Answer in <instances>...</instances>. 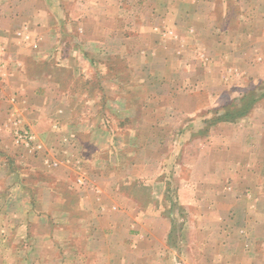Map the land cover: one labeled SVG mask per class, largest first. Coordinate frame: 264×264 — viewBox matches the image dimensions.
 <instances>
[{
  "label": "rangeland",
  "instance_id": "obj_1",
  "mask_svg": "<svg viewBox=\"0 0 264 264\" xmlns=\"http://www.w3.org/2000/svg\"><path fill=\"white\" fill-rule=\"evenodd\" d=\"M100 1L72 0L70 10L77 11L73 5L80 2V9L85 10L86 3L88 10L94 12L101 8ZM105 1L108 13L121 18L120 21L130 29V36L124 29L126 33L121 31L119 37L112 38L113 41L108 39L102 45L105 47L98 54L103 58L102 68L91 72L87 80H120L123 83L151 80L146 104L148 106L151 101L153 110H162L165 114L156 118V123L161 124L164 131H157L151 137L149 167L151 172L155 171V177L162 175L166 178L161 182L165 183L168 192L165 205L162 203L160 208L155 196L159 194V181L153 180L155 189L152 190L142 181L136 187H127L120 182L119 191L128 188L137 208H127V201L115 198L113 194L104 195L107 203H118L120 211L126 213L113 215L91 211L87 216L81 214L85 219L89 218L88 223H79L81 215L72 214L73 228L60 230L54 237L49 236L55 232L51 227L56 224L51 222V216L40 213L45 216L41 223L48 229L40 223L39 227L36 224L35 230L32 229L31 222L25 220L27 213L10 211L17 204L16 199L8 201L9 196H1L5 190L0 185V264H230L223 259L225 245L229 240H239L245 224L264 221V198L256 197L254 211L243 199V195L253 192L259 183L264 186V159L263 163L255 162L260 151L258 143L263 145L264 153V0ZM39 9H42V15L33 19ZM47 13L48 9L40 0H0V112L10 110L16 104L12 99V94L16 93L9 87L11 81L25 93H30L31 86H27L26 80H37L39 76L47 79L51 74L47 63L35 66L32 61L31 33L42 24L49 26ZM90 39L96 40L95 37ZM42 42L41 48L46 53L52 40L46 37ZM140 53L145 57L149 54L146 64H143V57L138 56ZM53 73L61 79L67 76L52 70L53 78ZM72 90L75 99L77 94L80 95H77L78 101H72L79 112L95 108L93 100L89 99L101 92L95 82L90 86L77 82ZM105 116L111 124V118ZM7 118L5 113H0V125L5 130L14 129L11 136L7 131H0V157L27 159L31 152L25 150L32 141H18L16 135L27 131L34 139L33 127L37 120L27 118L26 114L12 120ZM219 124L222 127L216 130L217 136L223 138L231 132L226 146L230 143L239 145L242 139L249 145L247 150L252 155L251 163L238 167L236 171L238 180L232 182L236 198L227 194L231 182L225 181L224 175L228 169L223 164L216 165V160L224 159L223 147L227 142L216 137L217 149H213L217 158L216 176L210 182L203 180L201 168L205 171L206 168L201 163H195V168L192 165L197 152L207 154V138L212 128ZM239 127L246 130L241 128L238 133ZM224 128H230V131ZM179 135L184 144L182 158L175 147ZM12 142L22 150L16 151ZM159 145L163 153L166 151V156L160 155ZM142 153V150L137 152L139 158L135 171L144 175L148 166L142 164ZM262 157L258 154V159ZM181 160H184L183 167L179 166ZM127 168L121 166L120 173L128 171ZM176 173L184 179L177 181ZM191 183L206 187L209 184L210 192L198 196L194 187L191 191ZM26 184L24 182L23 186ZM153 198L158 203L149 211L148 204ZM23 199L20 198L21 206L35 204L28 194H24ZM37 205L42 204L37 202ZM5 206L8 212H1ZM36 216V213L29 214L31 221ZM135 216L139 218L135 219ZM22 217L23 229L12 228V224ZM118 218L122 219L119 223L122 227L113 228V221ZM132 220H137L140 229L128 228L127 224ZM20 233L21 237H16ZM64 233L76 242L88 240L69 247L55 244L56 238H63ZM153 251L150 260L143 259L144 254Z\"/></svg>",
  "mask_w": 264,
  "mask_h": 264
},
{
  "label": "crops",
  "instance_id": "obj_2",
  "mask_svg": "<svg viewBox=\"0 0 264 264\" xmlns=\"http://www.w3.org/2000/svg\"><path fill=\"white\" fill-rule=\"evenodd\" d=\"M42 1L40 0V3L48 9L49 13L46 16L50 24L49 26L42 24L39 28H35L36 34L31 33L33 37L32 61L35 66L47 63L51 74L47 76V79L45 77L40 79L39 76L37 80H26L27 86H31L30 93L27 91L25 93L18 84L12 83L13 81L9 84V87L14 89L12 91L16 93L12 94V99L16 101V104L12 109L2 111L8 117L7 120L26 114L27 118H36L37 124L33 127L35 137L29 144L30 146L26 147L27 150L32 151L25 150L31 152L27 159L20 156H15L10 160L7 157H0V185L5 190L1 196L7 198L9 196L8 201L16 199L17 204L10 211L24 215L27 213L25 220L31 222V228L34 230L36 224L39 227V223L44 229L49 228L42 224L45 216L40 215V213L51 216V222L56 224L51 227L52 230L55 229V232L50 233L49 236L54 237L60 230L73 228L72 214H85L87 216L91 211L94 213L99 211L117 215L120 212H125L120 211L118 203H107L103 199L104 195L108 194L106 197H109V194H113L115 198H122L127 201V208L131 206L137 208L136 201L128 188H126L127 191H119L120 182H124L127 187L131 185L136 187L139 181H142L147 183L144 185L152 190L155 189V186L152 187L153 180L159 181V194L155 196L159 199V206L162 208V203L165 205L164 200L166 202L168 192L164 188L165 183L161 182L166 181V178L162 175L155 177V171L151 172L149 167L151 154L149 151H152L151 137L155 136L157 131H164V127L156 123V118L164 116L165 111L156 110V112L153 110L150 107L151 101H149L148 106L146 104L150 95L151 80H131L126 83L120 82V80H87L91 72H98L102 68L101 61L103 58L98 57V54H101L105 47L102 45L107 43L108 39L113 41L112 38L119 37L121 31L126 33L124 29L127 31V36H130V29L125 27L119 16L108 13L109 11L105 6L107 1L105 0L99 2L98 5L101 8H96L94 12L88 10L89 6L86 3H84L85 10L80 9L78 7V5H82L80 2H74L73 5V8L77 9L78 12L73 8L72 10L75 12H71L72 5L70 3L72 0ZM42 13V9H39L35 14L37 16L33 15V19H39ZM46 37L52 42H50L51 45L47 52L43 53L45 50L41 48L42 41ZM93 37L96 40H89ZM142 54L144 53L142 52ZM142 54L140 53L138 56L143 57V64H146V60H149V54L146 57ZM49 56L52 58H48ZM129 57H127V63L130 60ZM52 70L63 72L67 76L61 79L59 75L53 73V78ZM80 81L89 86L95 82L101 88L100 94L89 98L94 102V109L91 107L90 110L79 112L77 106L72 105L73 99H77V101L80 99L79 94L76 95V99L73 97L75 94H73L72 86ZM104 107L106 108L104 109ZM104 114L111 118V124L104 118ZM219 127L222 126L220 124L214 126L210 133L211 136L209 135L207 138L209 139L206 142L207 154L201 155L197 152L198 155H195L192 165L195 168V163H201L206 168V171L201 168L203 180L210 182L216 176V161V165L223 164L228 169L227 174L224 175V180L231 182L227 194L234 197L236 193L232 182L238 180L236 171L240 166L249 165L252 155L250 150H247L249 145L242 139L239 140V145L232 146L230 143V146H226L228 145V137L231 135L230 128H224L230 135H226V137L224 135L221 138L216 135V130ZM241 128L237 129L238 133ZM12 129L14 128L10 127L5 130L0 125V131L5 133L7 131L10 133L9 136H11ZM242 129L243 131L246 130L245 128ZM180 132H182L181 128ZM180 137L181 135L176 137L175 147L177 150L179 149L177 152L182 158L184 144ZM216 137L224 140L225 143L227 142L223 147L225 156L222 160H216L213 152V149H217ZM46 139L49 140L48 143ZM12 144H15L14 149L16 151L22 150L15 142ZM257 146L260 151L256 154L255 162L258 164L263 163L264 153L263 145L258 143ZM159 148L161 155L163 153L162 146L159 145ZM141 150L143 151L142 164L148 166L147 174L144 175L135 171L136 160L139 158L137 152ZM163 154L166 156V151ZM258 154L263 157L258 159ZM159 159L162 160L161 156ZM183 164L184 160L179 161L180 167H183ZM125 165L128 166V171L120 173V167ZM130 165H132L131 168ZM109 169L110 172L107 171ZM176 175L177 181L184 179L179 174L176 173ZM176 180L174 178L173 181ZM186 180L188 179L186 178ZM24 182L27 183L26 187L23 186ZM191 185V191L194 187L193 189H196L198 196L202 193L205 194L206 191L210 192L209 184L207 187L193 183ZM258 186L260 188L257 187L253 192L243 195L249 209L253 211L257 207L255 204L256 197L264 198V186L262 183H259ZM24 194L30 195L35 204L19 205L21 203L20 198L24 201ZM37 202L42 205L36 206ZM157 203L153 198V201L148 204L150 206L149 211ZM138 209L141 210L139 207ZM1 212H8V207H3ZM30 213L37 215L32 221L29 217ZM136 218L139 217L135 216ZM22 219L23 217L11 227L23 229ZM88 220L89 218L85 219L81 215L79 223L85 221L88 223ZM121 222L122 219L119 220V218L117 221H113L115 223L113 228H118ZM136 223L137 220H132L127 226L130 229H136L138 227ZM4 227L6 228L7 225ZM253 229L254 231H252ZM240 234L237 242L229 240L225 245L222 254L223 259L229 261L230 264H264V221L245 224L244 228H241ZM16 237H21V233ZM56 239L55 244L67 247L88 240L80 239L76 242L69 236L66 237L65 233L63 238ZM147 245L149 246V244ZM153 256L154 251L151 254H144L143 259L150 260Z\"/></svg>",
  "mask_w": 264,
  "mask_h": 264
},
{
  "label": "built area",
  "instance_id": "obj_3",
  "mask_svg": "<svg viewBox=\"0 0 264 264\" xmlns=\"http://www.w3.org/2000/svg\"><path fill=\"white\" fill-rule=\"evenodd\" d=\"M16 137H17V140L18 141L19 140L20 141H27V143L30 142V141H32V139H33V137L31 136V134H28L27 131L20 132L19 134L16 135Z\"/></svg>",
  "mask_w": 264,
  "mask_h": 264
}]
</instances>
